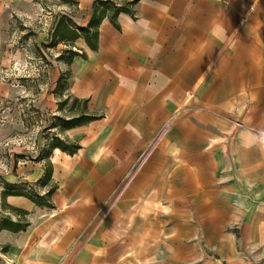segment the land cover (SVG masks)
Wrapping results in <instances>:
<instances>
[{
    "label": "crops",
    "instance_id": "1",
    "mask_svg": "<svg viewBox=\"0 0 264 264\" xmlns=\"http://www.w3.org/2000/svg\"><path fill=\"white\" fill-rule=\"evenodd\" d=\"M117 21L74 61L99 118L54 151L49 217L0 221V264H264V0H138Z\"/></svg>",
    "mask_w": 264,
    "mask_h": 264
},
{
    "label": "rangeland",
    "instance_id": "2",
    "mask_svg": "<svg viewBox=\"0 0 264 264\" xmlns=\"http://www.w3.org/2000/svg\"><path fill=\"white\" fill-rule=\"evenodd\" d=\"M114 1L126 5L131 0ZM93 3L0 2V221L10 218L26 233L48 218L55 207L54 193L49 195V190L56 182L45 180L42 151L54 135L77 141L57 126L59 117L68 119L82 111L80 104L73 105L71 88L77 66L76 57L72 60L68 50H88L82 39L67 40L71 38L67 21L71 19L82 32L80 27L91 18ZM60 25L62 30L57 31ZM6 193L26 197L35 204L34 210L7 211Z\"/></svg>",
    "mask_w": 264,
    "mask_h": 264
},
{
    "label": "trees",
    "instance_id": "3",
    "mask_svg": "<svg viewBox=\"0 0 264 264\" xmlns=\"http://www.w3.org/2000/svg\"><path fill=\"white\" fill-rule=\"evenodd\" d=\"M138 2V0H131L126 2V5L119 4L114 0H94L93 3V13L91 18L89 19L86 26H81V31H78L73 24V21L69 19L67 21V28H69L70 39H67L69 42L74 43L78 39L84 40L87 46L95 51L98 49L99 45V28L104 19L110 20L116 27H119L117 18L121 12H128L133 14V7ZM58 26V30H62ZM68 50V49H67ZM71 52V59L73 60L76 56L81 55L82 57L86 56V52L82 51L81 53L78 51ZM68 99V98H67ZM65 99V101L67 100ZM80 104L82 107V111L79 114L73 115L71 118H58L60 123H58V127L61 130H69L75 127L84 126L90 123L93 120L99 118V115L90 112L88 109V99H79L73 98V105ZM81 148L80 144L72 139H61L58 135H54L50 142L46 144V148L42 152L40 159L45 162V180L51 181L53 179V163L51 161L52 154L55 149H60L63 152H66L70 155L75 154ZM44 180V179H43ZM57 188V184L55 187L49 190V195H52ZM7 196L9 195H19L14 193H6ZM25 195V194H23ZM27 196V195H25ZM6 224L10 223V228L13 231H18L19 227L15 223L11 221H5ZM3 224L1 223L0 229L2 228Z\"/></svg>",
    "mask_w": 264,
    "mask_h": 264
},
{
    "label": "bare ground",
    "instance_id": "4",
    "mask_svg": "<svg viewBox=\"0 0 264 264\" xmlns=\"http://www.w3.org/2000/svg\"><path fill=\"white\" fill-rule=\"evenodd\" d=\"M7 258V257H6ZM8 262H12V261H10L9 259H8ZM7 264V263H6Z\"/></svg>",
    "mask_w": 264,
    "mask_h": 264
}]
</instances>
